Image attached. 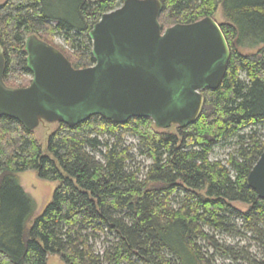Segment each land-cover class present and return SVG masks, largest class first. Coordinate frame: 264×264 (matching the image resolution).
Masks as SVG:
<instances>
[{
	"label": "trees",
	"instance_id": "1",
	"mask_svg": "<svg viewBox=\"0 0 264 264\" xmlns=\"http://www.w3.org/2000/svg\"><path fill=\"white\" fill-rule=\"evenodd\" d=\"M159 1L163 30L214 18L221 8L226 22L219 26L230 56L220 85L202 92L196 122L174 126L175 132L158 131L147 118L115 124L94 115L74 127L56 123L46 153L34 131L1 117L0 264H47V255L64 264H264V200L246 184L264 152L258 135L264 129V0ZM122 2L0 4L4 83L17 87L14 82L31 75L24 50L29 35L48 43L45 38L60 34L73 68L93 66L89 32ZM240 47L260 48L246 55ZM126 134L137 139L136 150L150 162L144 173L130 165L134 147L123 145ZM232 140L235 150L225 163L210 159L217 145ZM27 170L57 182L36 217L34 201L17 180ZM88 231L114 240L99 255ZM216 236L250 240L256 251Z\"/></svg>",
	"mask_w": 264,
	"mask_h": 264
},
{
	"label": "water",
	"instance_id": "2",
	"mask_svg": "<svg viewBox=\"0 0 264 264\" xmlns=\"http://www.w3.org/2000/svg\"><path fill=\"white\" fill-rule=\"evenodd\" d=\"M159 0H123L89 32L93 66L75 69L58 49L29 35L25 39L26 87L3 81L0 46V118L34 131L41 123L74 127L91 116L115 124L150 119L158 129L187 127L199 118L206 89L220 85L229 47L217 21L205 17L162 29ZM246 184L264 200V152Z\"/></svg>",
	"mask_w": 264,
	"mask_h": 264
},
{
	"label": "rangeland",
	"instance_id": "3",
	"mask_svg": "<svg viewBox=\"0 0 264 264\" xmlns=\"http://www.w3.org/2000/svg\"><path fill=\"white\" fill-rule=\"evenodd\" d=\"M6 0H0V4L5 2ZM214 19L217 21L218 24L225 23V19L223 18L221 8L218 9L217 13L214 16ZM45 38V37H43ZM45 40L48 42V44L52 45L59 51H61L63 54H70V50L64 41V37L60 34H55L53 36H49L48 38H45ZM260 47L256 48H245L240 47L239 51L242 54L250 55L254 54L258 51ZM25 81H16L14 82L12 88H19V87H26L30 84L32 80V76H23ZM26 85V86H25ZM57 124H49V123H41L35 130H34V136L40 143L42 147V151L46 153V144H47V138L48 136L56 130ZM174 126L169 127L168 132H175ZM158 131H162V129H159ZM258 135L262 136L264 140V129L260 130L258 132ZM123 145H132L134 147V150L132 151V161H130V165L132 166V169L135 170L136 168H139L141 173L145 172L146 167L149 165V160L145 159L143 156L139 154V152L136 150L138 141L136 138L126 134L123 136L122 139ZM235 150V143L234 141L227 142L226 144H220L217 145L212 154L210 155V159L212 161L218 160L223 163L226 162L228 155L233 153ZM97 158L100 159V156L97 155ZM17 180L19 185L22 187V189L25 191L26 194H28L31 199L34 201V214L33 217L38 216L42 210L45 208V206L50 203L52 200V195L54 192V189L57 186V182H50V181H44L38 178L37 174L33 170H27L25 172L19 173L17 175ZM234 207L245 210L246 206H243L238 203L233 204ZM94 234L95 238H92L91 236ZM88 234H90V243L93 246V249L96 253L99 255L103 253L105 248H107L110 243L113 242L114 238L110 234L105 233H99V232H90L88 231ZM216 238L222 239V241H226L227 243H231L235 245V243H238L240 241V245L248 246L249 250L256 251V248L254 247V243L250 240L244 239V240H234L231 238H228L226 236H216ZM47 264H64L61 259L57 255H47Z\"/></svg>",
	"mask_w": 264,
	"mask_h": 264
}]
</instances>
